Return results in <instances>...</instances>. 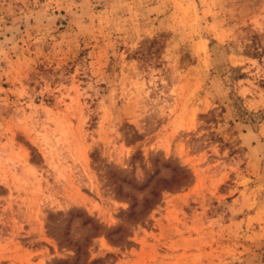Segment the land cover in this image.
Returning <instances> with one entry per match:
<instances>
[{
    "label": "rangeland",
    "instance_id": "374dc122",
    "mask_svg": "<svg viewBox=\"0 0 264 264\" xmlns=\"http://www.w3.org/2000/svg\"><path fill=\"white\" fill-rule=\"evenodd\" d=\"M0 264H264V0H0Z\"/></svg>",
    "mask_w": 264,
    "mask_h": 264
}]
</instances>
